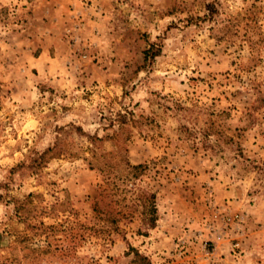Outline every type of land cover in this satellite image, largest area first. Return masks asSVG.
Masks as SVG:
<instances>
[{
	"label": "rangeland",
	"instance_id": "rangeland-1",
	"mask_svg": "<svg viewBox=\"0 0 264 264\" xmlns=\"http://www.w3.org/2000/svg\"><path fill=\"white\" fill-rule=\"evenodd\" d=\"M0 264H264V0H0Z\"/></svg>",
	"mask_w": 264,
	"mask_h": 264
},
{
	"label": "trees",
	"instance_id": "trees-1",
	"mask_svg": "<svg viewBox=\"0 0 264 264\" xmlns=\"http://www.w3.org/2000/svg\"><path fill=\"white\" fill-rule=\"evenodd\" d=\"M138 166L140 167V166H142V165L140 164V165H138ZM138 166H136V167H138ZM156 209H157V207L155 206V204L151 206L152 213H153V212L156 213ZM152 219H153L154 221L156 220V214H153Z\"/></svg>",
	"mask_w": 264,
	"mask_h": 264
}]
</instances>
